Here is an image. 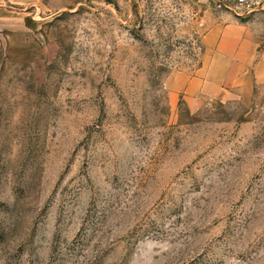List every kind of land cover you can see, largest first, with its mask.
I'll return each instance as SVG.
<instances>
[{
  "label": "rangeland",
  "instance_id": "1",
  "mask_svg": "<svg viewBox=\"0 0 264 264\" xmlns=\"http://www.w3.org/2000/svg\"><path fill=\"white\" fill-rule=\"evenodd\" d=\"M29 1L0 38V264H264V75L203 44L264 11Z\"/></svg>",
  "mask_w": 264,
  "mask_h": 264
},
{
  "label": "crops",
  "instance_id": "2",
  "mask_svg": "<svg viewBox=\"0 0 264 264\" xmlns=\"http://www.w3.org/2000/svg\"><path fill=\"white\" fill-rule=\"evenodd\" d=\"M23 2L29 3L30 1L0 0V38L6 35L8 41L11 42L15 36L26 35L29 33V29H32L33 21H35L34 16L29 11L20 13L21 7L14 5ZM263 29L264 21L261 20L252 23L232 19L212 25L203 38V44L215 59H225L229 61L226 66L237 69L234 72H229L231 75L242 74L243 70L244 74L249 71V75L252 77L250 73L254 69L257 76H263L264 48L258 49L259 42L255 37ZM260 80L256 79V81ZM190 81L191 85L195 84L198 88L205 86L207 82V80L199 79L198 76L193 77ZM218 86L214 87L218 88Z\"/></svg>",
  "mask_w": 264,
  "mask_h": 264
},
{
  "label": "built area",
  "instance_id": "3",
  "mask_svg": "<svg viewBox=\"0 0 264 264\" xmlns=\"http://www.w3.org/2000/svg\"><path fill=\"white\" fill-rule=\"evenodd\" d=\"M214 6L231 11L237 16H245L264 11V0H212Z\"/></svg>",
  "mask_w": 264,
  "mask_h": 264
}]
</instances>
